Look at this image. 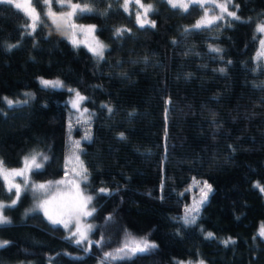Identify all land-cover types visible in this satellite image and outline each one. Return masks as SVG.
I'll return each instance as SVG.
<instances>
[{"label": "trees", "instance_id": "trees-1", "mask_svg": "<svg viewBox=\"0 0 264 264\" xmlns=\"http://www.w3.org/2000/svg\"><path fill=\"white\" fill-rule=\"evenodd\" d=\"M73 1L92 9L75 20L95 25L107 44L101 58L72 44L45 14L43 0H32L40 14L35 30L28 15L0 2V163L19 167L25 155L44 151L45 165L33 177L62 176L72 133L70 93L40 86L38 77L76 88L93 112L90 138L78 149L92 228L88 240L77 243L40 212L25 214L28 203H17L6 209L13 219L0 225V259L264 264V196L256 187L264 185V60L255 58L264 0H221L239 18L196 28L204 12L196 3L183 10L168 0H143L153 11L151 24L141 27L123 0ZM28 89L27 103L3 101ZM195 181L208 183L211 192L197 221L186 224L180 220ZM15 197L0 176V201ZM131 239L156 247L118 251Z\"/></svg>", "mask_w": 264, "mask_h": 264}, {"label": "rangeland", "instance_id": "rangeland-1", "mask_svg": "<svg viewBox=\"0 0 264 264\" xmlns=\"http://www.w3.org/2000/svg\"><path fill=\"white\" fill-rule=\"evenodd\" d=\"M24 0H13L11 3L12 5H15L16 3H23ZM126 0H123V7ZM177 3V7H179V4H187L188 6L191 4H199L201 7H203L204 12L198 18L193 25L194 28H196V25L198 22H203L205 20H212L213 22H216L219 18H231V19H238L239 16L236 15L234 11L228 8L227 5L221 0H175ZM128 8L127 11L135 10V19L137 20V15H141L143 18V12L144 8L141 7V5H144L145 7L148 4L144 2L143 0H139V3H137V0H127ZM79 5L80 7H88L87 5H83L79 2H74L73 0H50V6H46L45 8V14L48 12L53 13L52 15H47L53 24L56 26L63 27L67 34V39L74 45L79 46L82 45L85 47L89 52L97 56L98 58H101L104 54V50L107 48V44L98 37L97 33L95 32V25L91 22L85 23L75 20V15L78 12L73 13L71 16L68 14L70 12H73V9L71 5ZM152 6V5H151ZM224 6L226 8V11L224 8L220 7ZM31 8L35 10L34 14H39L36 6L33 4L31 0ZM188 8V7H187ZM125 9V8H124ZM183 9V8H181ZM184 10V9H183ZM23 13H25L23 10H21ZM153 11V9H152ZM150 11L148 13L147 19L151 24V20H149V14L152 12ZM229 12H234L235 17L228 15ZM26 14V13H25ZM27 15V14H26ZM30 18V17H29ZM40 18V14H39ZM32 24V19L30 18V25ZM139 26L140 24L137 23ZM208 24H203L202 26H207ZM264 25V20L260 21V23H257L255 30L257 33H259V40H258V50L255 54L256 60H264V31H258V28L260 26ZM31 29H33L31 27ZM102 51V55L95 54V51ZM42 80H48V81H60L63 85L62 87H52L56 89H66L69 91V97L67 100L68 109H69V116H70V124H69V130H71V134L69 135V138L67 139V155L65 158V165H64V174L59 177H55L53 179H46L43 181L37 180L33 177L32 171L38 170L36 168H30L25 166V158H31L32 155H37V163H40L42 166L39 169H42L45 165L46 159L44 157H47V153L44 151H35L31 152L29 155H25L22 159L21 165L19 167H7L0 163V176L3 178L4 184L9 190L11 187V190L15 193V199L12 201H16L15 204H12V201L7 202L4 200L0 201V204L4 205H10L9 207H5L2 210V215L8 218V221H11L13 219V214L6 213L7 208H11L12 206L16 205L17 203H28L26 208L24 209L25 214H33L34 212H40L44 218L47 219L48 223L52 226L60 225L62 226L66 233L69 232V236L74 238V241L77 242V240H81V237L79 233H77V227H79L80 231L85 232L86 238L81 240V242H84L88 240V234L89 231L92 228V225L88 222V217L90 215H85L86 212H92L93 208L90 204L91 201H87V197H90L89 193H87V172L85 169L84 162L82 161L81 156L79 155L78 149L80 146H82V143L84 140H88L90 138V129H91V121L93 112L87 108L84 104L86 97L85 95L81 94L76 88L68 87L65 85L64 81L61 78L57 77H38V84L40 86L45 87L41 81ZM70 89L72 91H70ZM22 93L18 95L16 98L11 97H4L3 101L7 104V100L12 101H20L21 103H15L14 105L17 106L18 104H23V101H28V99L33 94V91L31 89L23 90ZM30 93V95H26ZM76 93H79L80 96L84 97L83 100L77 101V106L73 107V101L76 100ZM86 110V111H85ZM89 122L90 129L87 128L89 125L87 124ZM74 128H77L82 131H79L78 134H74ZM92 130V129H91ZM87 137V138H86ZM79 142V143H77ZM17 172H22V175H17ZM86 177V178H85ZM45 185L43 189L38 188L39 185ZM208 184V183H207ZM259 185L260 188H264V185L259 184L256 182V185ZM13 185H18L20 188V194L19 197L16 195V188L12 187ZM209 185V184H208ZM191 188V203L187 206V209L191 208L195 203L199 202L201 200V197L203 193L201 192V189H204L205 192H207V197L211 191H208L207 188H205V182L195 181L192 183ZM10 191V190H9ZM262 192V191H261ZM264 196V192H262ZM25 197H27L26 200ZM207 200V198H206ZM205 201V200H204ZM204 203V202H203ZM201 203V204H203ZM201 204L199 208L201 207ZM40 205H43V207H39ZM200 210V209H199ZM45 212H47V215H45ZM199 211L195 213H188V220L191 221L192 216H195L194 222H196L198 217ZM186 216V213L184 214ZM185 216L181 218L180 221L185 222ZM51 217L54 220L63 221L68 224V227H64L63 223H57L53 224L52 221L49 219ZM194 222H187L186 224H194ZM1 225V224H0ZM91 226L89 229L88 226ZM73 233H77L76 235H73ZM209 233L214 236V233L212 231H206V234ZM135 239L129 240L127 243H129V248H127V252L131 253L130 248L134 245H132L130 242ZM137 241V240H136ZM1 242V241H0ZM142 246V245H141ZM132 254V253H131ZM203 261V264H209V262H206L202 258H196V259H176L175 264H200V262ZM0 264H11L8 261H2L0 259ZM15 264H31L26 262H17Z\"/></svg>", "mask_w": 264, "mask_h": 264}, {"label": "snow or ice", "instance_id": "snow-or-ice-1", "mask_svg": "<svg viewBox=\"0 0 264 264\" xmlns=\"http://www.w3.org/2000/svg\"><path fill=\"white\" fill-rule=\"evenodd\" d=\"M0 2H7V3H12L13 0H0ZM37 2L39 3L40 0H37ZM44 4L46 6H50V0H43ZM169 4L172 5V7H177V3L175 2V0H168ZM137 3H139V0H137ZM15 7L18 9V10H23L31 19H32V24H31V27L33 28V30H35V27L39 21V14H34L35 13V10L31 8V0H24L23 3H16L15 4ZM72 9H73V12H70L68 15L71 16L73 13L75 12H90L92 11L91 8H88V7H80L79 5H71ZM141 7L144 8V12H143V18L141 17V15H137V23L140 24L141 27L149 24L150 22L148 21L147 19V16H148V13L150 11H152V6L151 5H147L146 7L144 5H141ZM179 7L183 8V9H187L188 5L187 4H179ZM222 8H224V6H220ZM124 8L125 10L127 11V8H128V3H127V0L124 4ZM224 10L226 11V8H224ZM53 13L51 12H48L46 13V15H52ZM228 15L230 16H233L235 17V13L234 12H229ZM153 23V26H154V22ZM212 23V20H205L203 22H198L196 27H201L203 24H211ZM258 31H264V25L260 26L258 28ZM120 30H118V34H119ZM264 43V42H262ZM9 47H14V46H9ZM95 51V54L97 55H102V51H97V50H94ZM215 51H219L218 49H216ZM221 71H223V69H221ZM41 83L47 87V86H52V87H62L63 85L61 84L60 81H48V80H42ZM70 91H72L70 89ZM26 95H30V93L26 94ZM84 97L80 96L79 93H76V100L73 101V107H76L77 106V101L79 100H83ZM15 103H21L20 101H12V100H7V104L11 107L13 106ZM23 103H27V101H23ZM86 111V110H85ZM121 136H123V134H121ZM87 138V137H86ZM79 143V142H77ZM44 159H47V157H44ZM25 166L26 167H30V168H36V169H39L42 165L40 163H37V155H32L30 160L29 158H25ZM17 175H22L23 173L22 172H17L16 173ZM86 178V177H85ZM12 187H15L16 188V195L17 197H19V194H20V188L18 185H13ZM45 187V185L41 184L38 186V188L40 189H43ZM256 187L260 188V186L257 184ZM205 188H207L208 191H211V186L210 185H207V183L205 182ZM9 190L11 191V187L9 188ZM260 190L262 192H264V188H260ZM101 191H105L104 189H101ZM201 192L203 193L202 197H201V200L197 203H195L191 208L189 209H186V216H185V222H194L195 220V216H192L191 218V221L188 220V216L187 214L188 213H195V212H198L199 211V206L201 203L204 202V200H206L207 198V192L204 191V189H201ZM92 198L91 197H87V201H90ZM16 201H12V204H15ZM10 205H4V204H0V210H2L3 208L5 207H9ZM39 207H43V205H40ZM92 213L91 212H86L85 215H91ZM45 215H47V212H45ZM49 219L52 221L53 224H57V223H63L64 224V227H68V224L63 222V221H59V220H54L52 219L51 217H49ZM8 218L3 216L2 215V211H0V224H4V223H8ZM88 228L90 229L91 226L89 225ZM77 233H79L80 237H81V240L85 239L86 238V235H85V232H82L80 231L79 227H77ZM77 233H73V235H76ZM260 235L261 236H264V225L261 226L260 228ZM209 238L212 237V234L209 233L208 234ZM81 240H77V243H80ZM233 241L231 240V238H229L228 240H225L223 241V243L225 245L229 244V243H232ZM132 245L131 248H130V251L131 253H136V252H144L146 250H148L149 248H154L156 247L155 244H149L147 240H141V241H136V240H132L130 242ZM142 245V246H141ZM129 248V243H126L125 244V248H122V249H119L118 251H124L125 249ZM107 256H111L112 254L109 253V254H106ZM200 264H203V261L200 262Z\"/></svg>", "mask_w": 264, "mask_h": 264}]
</instances>
